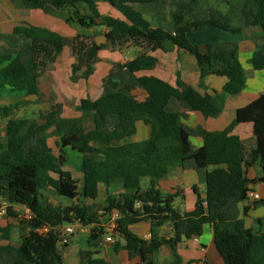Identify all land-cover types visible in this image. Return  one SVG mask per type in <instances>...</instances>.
Returning <instances> with one entry per match:
<instances>
[{
	"label": "trees",
	"instance_id": "16d2710c",
	"mask_svg": "<svg viewBox=\"0 0 264 264\" xmlns=\"http://www.w3.org/2000/svg\"><path fill=\"white\" fill-rule=\"evenodd\" d=\"M19 1L26 10L40 9L56 15L66 10L62 17L69 25L106 29L104 44L92 42L94 35L78 34L74 38L72 52L78 63L72 66V81L87 79L92 74V64L100 50H114L128 43L145 53L127 61L125 68L130 73L153 70L157 60L151 52L165 50L168 44L195 57L201 85L206 77L217 76L226 79L222 88L224 94L236 96L245 88L237 42L208 43L202 52L188 41V34L205 25L238 32L231 29L228 20L216 10H210L208 19L200 22H187L183 11L176 13L174 30L169 33L160 28L142 31L123 21L98 17L93 14V0ZM104 1L116 7L158 0ZM249 25L258 28L264 39V0H253ZM14 34L30 40L31 51L17 54L0 69L1 89L34 86L46 64L55 62L63 48L58 34L42 28L19 27L14 29ZM250 63L264 70V45L255 49ZM138 82L150 97L149 101L134 102L124 93L106 95L95 101L80 100L77 111L95 113L88 124L80 119L62 117L59 105L35 119L7 121L5 141L0 144V197L9 204V216H16L14 205L28 209L31 216L25 223L21 222L29 231L22 235L18 247L0 246V264H62L58 249L60 229L76 221L89 228L88 248L97 249L106 234L95 203L100 186L124 190L118 200L107 198L104 210L115 209L120 213L113 235L125 239L124 249L130 258H139L138 264H151V256L161 246L172 249L170 264H181L176 252L178 243L182 237H199L204 225H210L215 248L224 264H264V231L245 227L238 210V204L251 192L249 186L264 183V94L237 109L234 120L224 130L198 131L184 125L179 114L167 111L166 107L173 98L186 103L205 119L216 118L220 108L212 103L209 95H200L178 75L175 87L155 77H141ZM11 110L0 109V115L8 116ZM140 120L150 127L149 138L120 144L121 140L136 133L135 123ZM245 123L252 126L255 140L252 148H246L232 135L237 125ZM53 137L58 139L60 148L57 156L49 145ZM191 137H200L202 145L193 149ZM67 145L80 157L81 185L70 172L63 170L62 151ZM257 162L263 176L249 180L246 172ZM187 167L206 170L205 197L197 199L192 212L181 213L173 206L174 197L162 195L156 182L176 168ZM143 178L149 182L145 190L140 187ZM47 188L72 200L73 204L42 203L41 191ZM263 204V201L256 203ZM139 222H149V239L138 238L130 232L129 227ZM166 225L173 232L169 238L160 235V229ZM42 227L47 228L46 233L35 231ZM97 254L91 251L86 264H109L96 258Z\"/></svg>",
	"mask_w": 264,
	"mask_h": 264
},
{
	"label": "crops",
	"instance_id": "0c3cea01",
	"mask_svg": "<svg viewBox=\"0 0 264 264\" xmlns=\"http://www.w3.org/2000/svg\"><path fill=\"white\" fill-rule=\"evenodd\" d=\"M93 14L98 17H110L123 21L128 25L135 26L142 31L160 28L172 33L174 30V15L184 12L187 22H200L207 20L210 10H216L225 17L231 29L238 32L232 33L222 31L210 25L199 28L196 32L187 35L188 41L200 48L204 52V46L208 43L234 41L238 43L239 62L244 70L246 84L242 92L236 96L222 93V88L226 82L225 78L208 76L200 84V70L194 56L182 49L166 44L165 50L151 52L157 60L153 70L130 73L124 64L135 59L140 54L145 53L130 43L118 49H103L97 53L96 60L92 64L93 72L87 78H77L72 81V66L77 64V58L72 52L73 40L76 35L90 37L94 35L92 42L96 45L106 42L105 28L91 29L81 27L86 31L83 34L78 25H69L64 21L66 10L56 14H48L40 9L26 10L19 0L10 2L0 0V69L5 67L17 54L31 51V41L22 35L14 34V29L19 27H37L58 34L62 39V51L55 62H48L43 71L38 75L34 86L26 88H0V109H12L8 116L0 115V144L5 141V127L9 119H35L41 114L49 112L52 107H61V116L68 119H80L89 121L95 117L94 112L77 111L80 100L88 99L95 101L100 97L124 93L134 102L149 101L150 97L140 86L138 79L141 77H155L168 85L175 87L177 75L190 87L194 88L200 95H209L212 103L220 108V114L216 118L205 119L200 113L193 112L190 107L183 102L170 99L167 104V111L176 112L180 116L181 122L198 131H222L235 118L237 109L248 105L250 102L264 94V70L257 69L250 63L252 53L256 48L264 45V39L258 28L249 25L253 0H158L148 4H121L116 7L111 6L104 0H93ZM85 9V7H81ZM98 32V34H95ZM13 56V57H12ZM89 114L90 116H86ZM115 118V115H113ZM89 123V122H88ZM86 123V124H88ZM136 133L124 138L120 144H128L144 141L149 138L150 127L141 120L135 123ZM232 135L237 136L246 148H252L255 140L252 135L250 123L239 124ZM193 149L202 145L200 137H191ZM49 145L54 153L58 155L60 148L58 139L53 137L49 140ZM72 150L67 145L62 153L65 158L64 171L67 169L68 160L65 149ZM77 154V153H76ZM80 158V157H79ZM77 168V167H76ZM79 169V166H78ZM53 177L54 174L51 173ZM206 170L193 168H176L156 182V187L162 195H172L174 197L173 206L181 213H190L194 210L198 198L205 197V177ZM263 176L258 162L246 172L249 180L259 179ZM72 178L75 180L74 176ZM146 179V178H143ZM80 182L81 177H78ZM145 183V190L149 187L148 179ZM104 191L105 197H97L95 203L99 211L104 209L107 198L118 200L121 197L115 196L116 191L120 195L124 190L120 187L106 188L99 187ZM249 189L259 195L258 200L245 198L238 204L240 212L239 218L244 221L245 227H254L264 231V204L256 205L258 201L264 202V183L258 182L250 185ZM53 192L56 197H51L56 201L52 203L50 197H44L45 192ZM48 196V195H47ZM59 195L47 188L41 191L40 201L52 206H69L71 203H63ZM109 196V197H108ZM75 202V201H74ZM85 203H91L86 201ZM9 204L0 197V210L8 207ZM103 206V208L101 207ZM102 208V209H101ZM13 211L20 206H12ZM14 217V216H12ZM121 217L120 213L113 209L100 215L99 222L107 232L97 249L87 247H72L70 242L65 247L58 245L62 264H86L91 251H97L96 258L102 259L109 264H138L139 258H130L124 249L125 239L120 235H113L112 227ZM12 218L0 215V246L18 247L22 235L29 229L17 226L12 222ZM260 220V222H258ZM15 228H13V226ZM89 229V228H87ZM149 222H139L129 227L132 234L138 238L148 239L150 237ZM17 231V237L14 235ZM89 233V231H88ZM173 234L171 228L166 225L160 229L162 237L169 238ZM110 237L111 241L106 238ZM71 241V240H70ZM117 249L114 250V246ZM176 252L180 257L181 264H224L218 254L214 242L210 225H204L201 235L197 238L182 237L178 243ZM173 258V251L168 246H161L154 253L149 262L151 264H170Z\"/></svg>",
	"mask_w": 264,
	"mask_h": 264
},
{
	"label": "rangeland",
	"instance_id": "374dc122",
	"mask_svg": "<svg viewBox=\"0 0 264 264\" xmlns=\"http://www.w3.org/2000/svg\"><path fill=\"white\" fill-rule=\"evenodd\" d=\"M78 29H80V31L83 33V34H85L84 32L86 31L85 29H82L81 27H78ZM13 57V56H12ZM14 58V57H13ZM12 58V59H13ZM11 59V60H12ZM86 116H90L89 114H85ZM85 124L86 123H88L89 122V119H86L85 121H83ZM65 153H66V155H68V156H66V157H68L67 158V160H68V165H67V169H70L71 170V172H72V175L74 176V178H75V180H77V181H79L78 180V177L80 176L81 177V173L79 172V169H78V166H79V162H80V158H79V155L78 154H76V153H73V152H71L68 148L67 149H65ZM77 167V168H76ZM145 183H147V180L146 179H142V181H141V186L144 188V186H145ZM79 185H81V180H80V183H79ZM48 195V196H47ZM114 195L115 196H117V195H119V196H121L120 195V192L119 191H116L115 193H114ZM44 197H56L55 196V194L53 193V192H45L44 193ZM58 197H61V196H58ZM99 197H105V194H104V191L102 190V189H100V194H99ZM62 198V202L63 203H71L72 202V200H70V199H68V198H65V197H61ZM52 203H56V201L54 200V199H49ZM102 208H103V206H101ZM101 208V209H102ZM3 209V208H2ZM1 209V210H2ZM7 213V212H6ZM15 213H16V216H14V217H12V216H9L8 215V213L7 214H5L4 216L6 217V218H12L13 220H12V222L13 223H15L17 226H19V227H22L23 226V224L22 223H25L26 222V220L24 219L25 218V215H26V213H25V211H23V210H21V209H19V210H17V211H15ZM1 215V214H0ZM22 222V223H21ZM13 226V225H12ZM13 228H15L14 226H13ZM88 231H89V229H87V228H85L82 232H78V233H76V234H74L72 237H70V239H69V242H70V244H72L71 246L72 247H78V248H80V247H83V248H85L86 247V244H87V241H88ZM107 233V232H106ZM15 237H17V231H16V234L14 235ZM71 240V241H70ZM59 247V246H58ZM87 247H88V245H87Z\"/></svg>",
	"mask_w": 264,
	"mask_h": 264
},
{
	"label": "built area",
	"instance_id": "2783aa9c",
	"mask_svg": "<svg viewBox=\"0 0 264 264\" xmlns=\"http://www.w3.org/2000/svg\"><path fill=\"white\" fill-rule=\"evenodd\" d=\"M246 198L249 199V200H258L259 199V195L257 193H255V192H252L251 191V192H248L247 193ZM23 211H25V213H26L24 219L26 221L29 220V218L31 216L29 210L23 208ZM6 212H7V208L6 207H4L2 210H0V214L1 215L7 214ZM98 213L100 215H104L105 214V210L102 209L101 211H98ZM116 228H117V223H115L113 225L111 231L114 232ZM84 229L85 228L79 222H77V221L74 222V223H71V224H68V225H65V226L61 227L58 245L65 247L67 245V243L69 242L70 237H72L74 234H76L78 232H82ZM35 231L38 232V233H40V234H43V233H46L47 232V228L42 227V228L36 229ZM144 239L147 240L146 237ZM106 240L107 241H111V238L110 237H107Z\"/></svg>",
	"mask_w": 264,
	"mask_h": 264
},
{
	"label": "water",
	"instance_id": "95a60500",
	"mask_svg": "<svg viewBox=\"0 0 264 264\" xmlns=\"http://www.w3.org/2000/svg\"><path fill=\"white\" fill-rule=\"evenodd\" d=\"M95 34H98V32H95Z\"/></svg>",
	"mask_w": 264,
	"mask_h": 264
}]
</instances>
